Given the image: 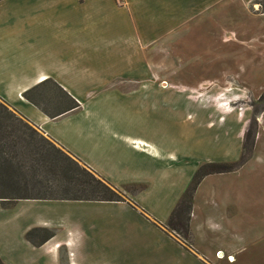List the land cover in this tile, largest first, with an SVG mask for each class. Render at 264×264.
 I'll use <instances>...</instances> for the list:
<instances>
[{
	"label": "rangeland",
	"instance_id": "374dc122",
	"mask_svg": "<svg viewBox=\"0 0 264 264\" xmlns=\"http://www.w3.org/2000/svg\"><path fill=\"white\" fill-rule=\"evenodd\" d=\"M177 1L174 15L186 21L160 45L145 47L162 69L147 84L159 86L162 94L144 111L140 127L167 143L178 154L177 162L147 190L139 184L117 189L119 203L126 205L34 209L36 216L58 218L61 229L64 223L81 225L83 237L74 248L77 264H264V0H204L200 13L194 3L203 0ZM30 4L1 0L0 18ZM108 35L137 36L131 29H112ZM49 90L42 107L51 114L59 94ZM126 109L127 117L131 111ZM22 139L16 140L10 163L0 159V197H59L66 187L76 194L83 177L75 174L76 180L66 183L58 147L47 138ZM34 151L44 155V162L37 155V161L30 158ZM223 168L228 172H220ZM197 170L207 174L193 192L189 212L181 206L161 225L159 219L181 200ZM131 193H139L142 211L131 204ZM8 220L0 218V232L6 224L20 223ZM18 231L0 233L2 256L14 264L43 263L42 250L28 251ZM44 236L35 231L31 241Z\"/></svg>",
	"mask_w": 264,
	"mask_h": 264
},
{
	"label": "crops",
	"instance_id": "0c3cea01",
	"mask_svg": "<svg viewBox=\"0 0 264 264\" xmlns=\"http://www.w3.org/2000/svg\"><path fill=\"white\" fill-rule=\"evenodd\" d=\"M31 1L22 12L0 18V101L116 189L139 184L147 190L162 181L178 154L156 134L146 135L140 129L144 111L162 94V88L147 84V79L157 78V74L159 77L162 69L158 58L147 54L145 47L160 45L169 32L186 21L183 18L179 22L174 15L178 1L123 0L119 8L114 0ZM205 6L204 0L194 3L197 13ZM112 29H131L137 36L134 40L110 37ZM50 87L59 94L57 103L50 107L51 115L67 109V97L77 107L50 118L42 111V103L52 92ZM126 107L131 111L127 117ZM138 194L131 193L128 198L139 212ZM179 202L163 220L159 219L161 225L166 224ZM72 204L126 205L32 199L4 205L0 200V218L8 217L7 223L20 222H14L11 228L4 225L0 233L17 228L28 251L42 250L43 263L77 264L74 248L83 237L81 225L64 223L61 229L58 218L36 216L34 212L35 207L39 213V208L44 212ZM35 229L52 231L53 236L35 246L25 238ZM219 254L221 258L223 253ZM229 258L233 259L231 255ZM0 261L14 264L1 252ZM43 263L32 259L26 264Z\"/></svg>",
	"mask_w": 264,
	"mask_h": 264
},
{
	"label": "trees",
	"instance_id": "16d2710c",
	"mask_svg": "<svg viewBox=\"0 0 264 264\" xmlns=\"http://www.w3.org/2000/svg\"><path fill=\"white\" fill-rule=\"evenodd\" d=\"M1 1V0H0ZM27 100L31 101L29 94H25ZM76 103L67 97V109L60 112L58 115H51L44 108L42 111L50 116V118H56L70 110L76 108ZM39 137L41 140H45L41 134H39L28 122L16 114L14 111L9 109L3 102L0 101V159L3 162L10 163L12 159L16 156V154L12 153L14 151V146L16 145V140H23L22 137H25L29 141H34L35 137ZM54 148V147H53ZM59 149V148H58ZM56 149L57 153H61L63 156V161L65 165L60 168V172L63 174V177L66 180L67 184H71L76 180L75 174H80L83 178L78 180L79 189L76 194H74L68 187L64 188L61 192L62 195L59 197H55L53 193H50L49 197H39V198H29V197H12V196H1L0 200L3 201L4 205L9 202H13L16 200H24V199H32V200H67V201H97V202H120L122 201V197L120 192L102 180L100 177L95 175L94 173L87 170L80 162L76 159L62 151L61 149ZM7 152H11L8 155ZM38 152V151H37ZM37 153L34 151L30 153V158L37 161L40 158L45 160L44 155L42 156L40 153L38 159H36ZM7 156V157H4ZM46 162V161H45ZM220 172H228L226 168H223V171ZM49 173L54 176V170L49 171ZM207 173H202L201 170H197L193 184L184 192L180 202L177 207L172 212L171 217L169 218V222L171 221L172 216L181 210V206L184 207V210L189 212L191 206V200L193 196V192L197 184L200 182L203 176ZM11 184H8L10 187ZM73 193V195L71 194ZM70 195V196H69ZM6 202V203H5ZM35 231L44 232L45 236L40 240V242L33 243L31 241V235ZM184 237L188 236V230L186 226L183 227ZM53 232L46 231L42 229H35L34 231L28 232L25 236L26 240L38 246L43 242L52 238ZM0 264H3L0 261Z\"/></svg>",
	"mask_w": 264,
	"mask_h": 264
},
{
	"label": "built area",
	"instance_id": "2783aa9c",
	"mask_svg": "<svg viewBox=\"0 0 264 264\" xmlns=\"http://www.w3.org/2000/svg\"><path fill=\"white\" fill-rule=\"evenodd\" d=\"M114 2H115L118 6H122V5H123V0H114Z\"/></svg>",
	"mask_w": 264,
	"mask_h": 264
}]
</instances>
